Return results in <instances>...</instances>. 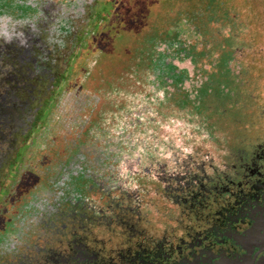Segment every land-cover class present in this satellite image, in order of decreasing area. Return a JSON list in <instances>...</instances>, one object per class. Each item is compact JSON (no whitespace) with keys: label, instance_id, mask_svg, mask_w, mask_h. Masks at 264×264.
<instances>
[{"label":"rangeland","instance_id":"1","mask_svg":"<svg viewBox=\"0 0 264 264\" xmlns=\"http://www.w3.org/2000/svg\"><path fill=\"white\" fill-rule=\"evenodd\" d=\"M5 83L27 105L6 134L0 264L67 258L82 226L113 248L132 227L115 206L134 240L177 236L228 196L215 187L262 171L264 0H0Z\"/></svg>","mask_w":264,"mask_h":264},{"label":"flooded vegetation","instance_id":"2","mask_svg":"<svg viewBox=\"0 0 264 264\" xmlns=\"http://www.w3.org/2000/svg\"><path fill=\"white\" fill-rule=\"evenodd\" d=\"M26 37L25 32L4 36L6 41L15 44L18 55L26 52ZM5 85L8 89L3 87L0 92V134L5 135L0 137V148H4L0 151V179L11 163L7 159L12 141L7 143L6 134L13 135L17 125H21L19 117L27 105L24 97L17 93L18 89H15L18 95L15 96L12 85ZM254 165L255 168L262 167L261 173L255 171L254 176H249L250 171H247L239 184L215 187L218 191L224 189L228 196H220L212 205L203 203L196 220L190 226L180 228L182 232L177 236L171 231V235L164 234L161 239L142 236V239L134 240V237L124 236V241L107 250L97 247L101 242L94 245L96 249L72 244L69 250L73 254H68L67 258L64 249L50 252L35 247L36 251L48 253L47 256L21 254L10 264H264V162L260 165L253 162L251 166ZM4 244L5 249L13 248L9 241ZM38 257L44 262L39 259L36 263L34 258Z\"/></svg>","mask_w":264,"mask_h":264},{"label":"trees","instance_id":"3","mask_svg":"<svg viewBox=\"0 0 264 264\" xmlns=\"http://www.w3.org/2000/svg\"><path fill=\"white\" fill-rule=\"evenodd\" d=\"M82 173H84L85 174V171L84 172H80L79 173V175L78 176H80V174H82ZM83 175V174H82ZM74 179V178H73ZM75 180V179H74ZM107 187V186H106ZM106 189V191H105V194H107V195H110V193H109V191L111 190V189H107V188H105ZM116 190V192H118V194H119V197L121 196V193L117 190V188L115 189ZM175 190V189H174ZM176 190H178V194H173V195H171V197H173V198H175V200L176 199H179L178 201H180V206L181 205H183V203H182V200H184L185 199V196L184 195H187V198H188V193L190 192V191H186L185 193L184 192H182L183 190H180V189H176ZM175 190V191H176ZM129 194V193H128ZM128 200H130L131 201V199H132V201L131 202H137V204H138V201L139 200H137V197H136V195H133V194H130V195H128V198H127ZM109 200V199H108ZM136 200V201H135ZM178 201H176V202H178ZM134 203V204H135ZM109 207V206H108ZM116 208H117V211H112V213H111V215L112 216H114L115 218H116V220H117V218H119L120 217V221H122L123 219H125V221H123V222H125L127 225L128 224H130L132 227H129V226H126L125 227V230H126V235H125V237H129V236H133V235H137L138 233H139V230H136L137 229V224H136V222H133V221H131L130 222V217H129V215H126V213H124L123 211V209L125 208V207H123V209H122V211L120 210V208H121V206H115ZM131 207H133V206H131ZM126 208L127 209H129L128 208V206L126 205ZM133 210V209H132ZM134 211V210H133ZM103 218V217H102ZM101 218V219H102ZM117 223V222H116ZM118 223H119V221H118ZM122 223V222H121ZM86 228H85V226H82L81 227V231L84 233V231H86L85 230ZM63 232L64 231H62V229H60L59 231H58V233H59V235L58 234H56L55 236H54V240H55V238H56V241L59 239V237L60 236H62L63 235ZM83 233H81V234H79V237L77 238V240H73V242L72 243H70V245L72 246V244H75V245H83V246H85V247H88V249L90 248V249H96V246H94L98 241L97 240H93L92 239V241L90 240V241H87V239L85 238V236H84V234ZM100 241V240H99Z\"/></svg>","mask_w":264,"mask_h":264}]
</instances>
